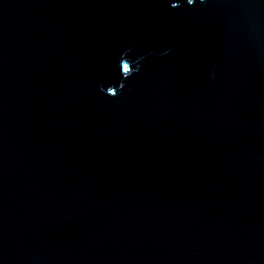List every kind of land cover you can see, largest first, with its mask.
<instances>
[{
    "label": "water",
    "instance_id": "obj_1",
    "mask_svg": "<svg viewBox=\"0 0 264 264\" xmlns=\"http://www.w3.org/2000/svg\"><path fill=\"white\" fill-rule=\"evenodd\" d=\"M0 264H264V0H0Z\"/></svg>",
    "mask_w": 264,
    "mask_h": 264
},
{
    "label": "snow or ice",
    "instance_id": "obj_2",
    "mask_svg": "<svg viewBox=\"0 0 264 264\" xmlns=\"http://www.w3.org/2000/svg\"><path fill=\"white\" fill-rule=\"evenodd\" d=\"M189 2H191V0H189Z\"/></svg>",
    "mask_w": 264,
    "mask_h": 264
}]
</instances>
